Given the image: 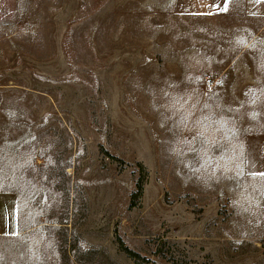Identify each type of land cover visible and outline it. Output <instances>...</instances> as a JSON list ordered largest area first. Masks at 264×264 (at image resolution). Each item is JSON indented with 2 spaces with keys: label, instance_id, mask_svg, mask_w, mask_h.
I'll return each mask as SVG.
<instances>
[{
  "label": "rangeland",
  "instance_id": "rangeland-1",
  "mask_svg": "<svg viewBox=\"0 0 264 264\" xmlns=\"http://www.w3.org/2000/svg\"><path fill=\"white\" fill-rule=\"evenodd\" d=\"M9 191L0 264H264V0H0Z\"/></svg>",
  "mask_w": 264,
  "mask_h": 264
},
{
  "label": "crops",
  "instance_id": "crops-1",
  "mask_svg": "<svg viewBox=\"0 0 264 264\" xmlns=\"http://www.w3.org/2000/svg\"><path fill=\"white\" fill-rule=\"evenodd\" d=\"M251 173H257L262 168L249 165ZM259 168V169H258ZM19 199L15 192H0V237H10L19 232Z\"/></svg>",
  "mask_w": 264,
  "mask_h": 264
},
{
  "label": "trees",
  "instance_id": "trees-1",
  "mask_svg": "<svg viewBox=\"0 0 264 264\" xmlns=\"http://www.w3.org/2000/svg\"><path fill=\"white\" fill-rule=\"evenodd\" d=\"M142 190V185L140 183H137V188H136V192L133 193V195H139L141 193ZM127 253L131 254V256H135L131 251H127Z\"/></svg>",
  "mask_w": 264,
  "mask_h": 264
}]
</instances>
